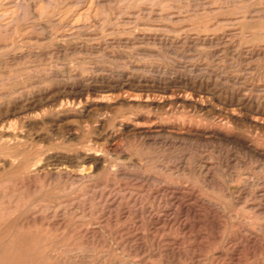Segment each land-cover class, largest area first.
Wrapping results in <instances>:
<instances>
[{"label": "rangeland", "instance_id": "rangeland-1", "mask_svg": "<svg viewBox=\"0 0 264 264\" xmlns=\"http://www.w3.org/2000/svg\"><path fill=\"white\" fill-rule=\"evenodd\" d=\"M0 129V264H264V0H0Z\"/></svg>", "mask_w": 264, "mask_h": 264}, {"label": "bare ground", "instance_id": "bare-ground-1", "mask_svg": "<svg viewBox=\"0 0 264 264\" xmlns=\"http://www.w3.org/2000/svg\"><path fill=\"white\" fill-rule=\"evenodd\" d=\"M13 28V27H12ZM63 108V107H62ZM65 109V108H64ZM7 125H8V123H7ZM12 125V124H11ZM18 125H20V124H18ZM6 127V126H5ZM8 127H9V125H8ZM2 128V127H1ZM3 129V128H2ZM5 129V128H4ZM1 130V129H0ZM19 130V129H18ZM2 135V134H1ZM27 136V135H26ZM16 137V136H15ZM14 137V138H15ZM22 137V136H21ZM13 139V138H12ZM24 139V138H23ZM22 139V140H23ZM3 140V139H2ZM9 140V139H8ZM18 140V139H17ZM6 141H7V139H6ZM16 141V140H15ZM19 141H21V140H19ZM28 142V141H27ZM4 143V142H3ZM13 143V142H12ZM19 143V142H18ZM26 143V142H25ZM6 145H7V142H6ZM16 145V144H15ZM10 146H12V144L10 145ZM20 146L22 147L23 146V144L21 145L20 144ZM30 146V145H29ZM35 147V146H34ZM34 147H33V149H34ZM6 148V147H5ZM16 149H17V147H15ZM24 149V148H23ZM26 149H27V147H26ZM29 149V148H28ZM13 150V149H12ZM34 150H36V149H34ZM34 150H33V152H34ZM5 151V150H4ZM27 151V150H26ZM25 150H24V152H26ZM11 152V151H10ZM9 152V153H10ZM27 152H29V151H27ZM8 153V152H7ZM6 153V154H7ZM12 153H17V152H15V151H12ZM11 153V154H12ZM35 153V152H34ZM4 154V153H3ZM27 154V153H26ZM20 155H22V154H20ZM32 155H34V154H32ZM87 155H89V154H87ZM15 156H16V154H15ZM18 156V155H17ZM26 156V155H25ZM28 156V155H27ZM77 156V155H76ZM8 158V157H7ZM15 158V157H14ZM35 158V157H34ZM5 159V158H4ZM77 159H79V158H77ZM2 160H3V158H2ZM15 160V159H14ZM40 160V159H39ZM68 160V159H67ZM83 160V159H82ZM1 161V160H0ZM16 161V160H15ZM34 161V160H33ZM32 161V163H34ZM35 161H37V160H35ZM60 161H62V160H60ZM38 162V161H37ZM17 163V162H16ZM28 163V162H27ZM26 163V164H27ZM32 163H30V164H32ZM9 164V163H8ZM29 164V163H28ZM53 164V163H52ZM83 164V163H82ZM21 165V164H20ZM23 165V164H22ZM32 165H34V164H32ZM69 166V165H68ZM35 167V166H34ZM48 167H50V166H48ZM65 167H67V166H65ZM19 168V167H18ZM24 168V167H23ZM27 168H29L28 166H27ZM3 169V168H2ZM10 170V169H9ZM18 170V169H17ZM53 170V169H52ZM51 170V171H52ZM71 170H73V169H71ZM78 170V169H77ZM11 172L13 171V170H10ZM9 171V172H10ZM14 171H16V170H14ZM55 171V170H54ZM65 171V170H64ZM80 171V170H79ZM18 172H20L21 173V170L20 171H18ZM68 172V171H67ZM13 173V172H12ZM80 173V172H79ZM4 174H6V173H4ZM10 175H13V174H11V173H9ZM17 174V173H16ZM82 174V173H81ZM44 175V174H43ZM16 176V175H15ZM75 176V175H74ZM21 178H22V176H20ZM65 177H67V176H65ZM69 178H71V177H69ZM33 180H34V177L32 178ZM36 180V179H35ZM50 180V179H49ZM77 180V179H76ZM7 181V180H6ZM73 181H75L74 179H73ZM35 182V181H34ZM8 194V193H7ZM13 194H15V193H13ZM29 195V194H28ZM4 196V195H3ZM59 206V205H58ZM76 209V208H75ZM74 209V210H75ZM83 212V211H82ZM52 213V212H51ZM55 217V216H54ZM14 219V218H13ZM32 219V218H31ZM10 220V219H9ZM11 221V220H10ZM34 221V220H33ZM64 221V220H63ZM14 222V221H13ZM96 224V223H95ZM10 225V224H9ZM94 225V224H93ZM79 227V226H78ZM101 227V226H100ZM242 228V227H241ZM84 229V228H83ZM251 236V235H250ZM1 237V236H0ZM2 239V238H1ZM3 240V239H2ZM9 243V242H8ZM43 245V244H42ZM10 246V245H9ZM56 246H58V245H56ZM59 247V246H58ZM59 249V248H58ZM80 250V249H79ZM78 251V250H77ZM83 251V250H82ZM66 252V251H65ZM68 252V251H67ZM66 252V253H67ZM56 254V253H55ZM75 254H77V253H75ZM180 254V253H179ZM75 259V258H74ZM77 259H78V257H77ZM70 261H72V260H70ZM79 262V261H78ZM80 263H82V262H80ZM84 263V262H83ZM104 263V262H103Z\"/></svg>", "mask_w": 264, "mask_h": 264}]
</instances>
